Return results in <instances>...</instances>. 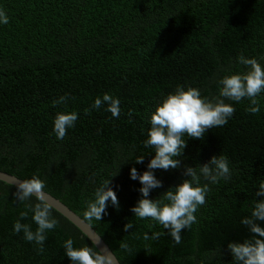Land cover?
I'll use <instances>...</instances> for the list:
<instances>
[{"label": "trees", "instance_id": "16d2710c", "mask_svg": "<svg viewBox=\"0 0 264 264\" xmlns=\"http://www.w3.org/2000/svg\"><path fill=\"white\" fill-rule=\"evenodd\" d=\"M0 9L9 17L0 24V171L23 180L38 176L44 191L82 218L85 201L111 179L119 208L109 201L101 221L86 222L121 264H234L228 244L251 238L241 220L254 200L264 199L255 195L264 180V93L256 114L247 99L226 100L235 108L226 125L209 129L203 140L185 136L181 167L154 170L163 187L152 190L153 200L186 178L185 165L213 155L229 160L231 179L209 184L206 204L180 243L151 218L135 217L130 209L142 185L130 173L135 167L143 174L155 156L143 142L151 111L164 97L180 85L209 99L218 96L223 76L246 71L241 53L264 65V0H0ZM105 93L120 100V116L106 104L85 113ZM65 94L67 104L54 107ZM73 111L75 126L58 140L56 113ZM140 156L144 162L137 164ZM15 191L0 180V264H71L63 248L69 238L74 247L97 250L52 208L59 224L46 233L38 254L34 242L14 231L21 212H28L21 223L35 231L26 205L38 201L33 196L21 203ZM129 222L133 228L125 232ZM156 232L159 239L143 238Z\"/></svg>", "mask_w": 264, "mask_h": 264}, {"label": "clouds", "instance_id": "9594fccd", "mask_svg": "<svg viewBox=\"0 0 264 264\" xmlns=\"http://www.w3.org/2000/svg\"><path fill=\"white\" fill-rule=\"evenodd\" d=\"M8 23L9 17L3 9H0V24ZM238 62L245 67L246 71L223 76L218 81L220 86L218 96L209 99L202 96L198 88L191 85L185 88L184 85H180L173 93H169L161 102H158L154 111H151V127L147 133L148 138L143 142L145 147L154 149L155 156L150 160L143 174L139 173L135 167L131 169V179L139 180L142 187L138 189L141 198L130 210L136 218H151L168 230L167 234L176 243L181 242L182 231L190 229L196 222L195 213L206 204V197L210 191L209 184H218L221 179L225 181L231 179L229 160L224 155H213L208 162L195 167L185 165L183 175L186 178L153 200L149 198L152 190L163 187V182L155 176L154 170L168 171L181 167L182 161L179 157L183 156L187 147L185 136L203 140L204 134L209 129L226 125L235 113L233 105L226 103V100L238 103L247 99L250 101L248 108L250 113L256 114L260 111L258 97L264 93V65L254 57H245L243 53L239 55ZM68 99V94L62 95L59 99L53 100V106L66 105ZM105 104L106 110L113 117L120 116V100L108 93L97 97L91 107L85 109V113L90 114L92 109L99 110ZM128 116L131 118L132 110H129ZM77 119L78 113L75 111L57 112L53 128L56 138L63 140L68 129L75 126ZM135 162L143 163L144 156L137 157ZM202 177L207 181L203 185ZM111 182V179L104 180L95 189L93 198L85 201L83 212L85 221H101L106 214L109 201L114 207L119 208V199L110 186ZM44 188V181L38 176H33L31 179L19 182L14 193L15 200L21 203L30 200L33 196L38 201L34 206L26 205L33 213L32 220L37 225L35 231L32 230L31 225L21 223V220L27 218L28 212H21L20 218L14 223L15 233L23 232L27 242H34L37 245L38 254H43L45 250L46 233L59 224L52 215L53 206L48 201ZM258 188L256 197H264V180L259 182ZM260 222H264V199L254 200L251 214L241 220L251 233V238L228 244L234 264H264V227ZM132 228L133 224L129 222L125 224L124 231L127 232ZM161 234L156 232L149 236L145 233L143 238L145 240L159 239ZM93 243L97 249L98 244L95 241ZM63 248L71 264H116V257L110 251L94 250L87 244L74 247V241L71 238L64 242ZM120 248L128 250L129 246L121 243Z\"/></svg>", "mask_w": 264, "mask_h": 264}, {"label": "water", "instance_id": "95a60500", "mask_svg": "<svg viewBox=\"0 0 264 264\" xmlns=\"http://www.w3.org/2000/svg\"><path fill=\"white\" fill-rule=\"evenodd\" d=\"M0 180L4 181L6 183L12 184L16 187V185L23 181V179H20L16 177L13 174H9L3 171H0ZM46 194V197L48 201L52 204V208L58 211L61 215H63L66 219H68L71 223H73L81 232L84 234L96 247V245L93 243L95 241L97 245V249H106L113 253V251L110 249L108 244L104 241L102 236L96 232V230L88 223L86 222L82 217H80L78 214H76L72 209H70L66 204H64L62 201H60L58 198L54 197L50 193L44 191ZM113 255L116 257V255L113 253ZM116 264H121L116 257Z\"/></svg>", "mask_w": 264, "mask_h": 264}]
</instances>
